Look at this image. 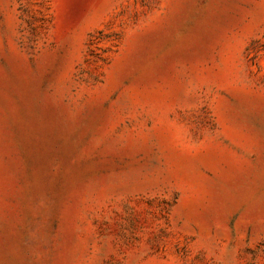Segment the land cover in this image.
Returning <instances> with one entry per match:
<instances>
[{
    "label": "rangeland",
    "instance_id": "rangeland-1",
    "mask_svg": "<svg viewBox=\"0 0 264 264\" xmlns=\"http://www.w3.org/2000/svg\"><path fill=\"white\" fill-rule=\"evenodd\" d=\"M0 264H264V0H0Z\"/></svg>",
    "mask_w": 264,
    "mask_h": 264
}]
</instances>
